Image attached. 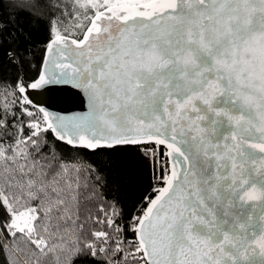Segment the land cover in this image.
Returning a JSON list of instances; mask_svg holds the SVG:
<instances>
[{
	"label": "snow or ice",
	"instance_id": "obj_1",
	"mask_svg": "<svg viewBox=\"0 0 264 264\" xmlns=\"http://www.w3.org/2000/svg\"><path fill=\"white\" fill-rule=\"evenodd\" d=\"M9 4L37 18L42 4L60 7L54 0ZM74 10L90 20L83 39L69 40L50 20L47 45L70 63L54 64L60 72L42 71L32 83H0L5 98L70 83L91 105L87 115L70 119L30 110L27 96L11 110L3 106L0 205L11 215L7 238L48 256L53 245L44 234L51 227L67 264L89 257L96 264H264V0H75ZM6 27L0 20V32ZM49 132L90 150L167 146L171 171L155 177L165 186L144 198L147 207L126 226L134 239L124 238L115 204L100 205L103 218L90 217L111 231L85 236L82 167L64 160ZM20 201L24 210L17 212ZM8 248L0 242V250Z\"/></svg>",
	"mask_w": 264,
	"mask_h": 264
},
{
	"label": "trees",
	"instance_id": "obj_2",
	"mask_svg": "<svg viewBox=\"0 0 264 264\" xmlns=\"http://www.w3.org/2000/svg\"><path fill=\"white\" fill-rule=\"evenodd\" d=\"M70 1L54 0L59 4V9L42 4V15L37 18L24 12L17 13L10 6L9 0H0V20L7 23V27L0 32V83L6 82L11 85L17 79L28 83L35 78L43 56L44 45L52 39L50 20H55V28L60 34L72 35L75 38L81 37L89 20L81 28L80 24L72 25L71 7L73 5ZM9 53H14V56L10 57ZM11 91L12 89H9V93ZM13 101L22 102L23 98L20 94L16 96L9 94L5 98V95L0 92V111L6 103L11 110ZM30 109L35 108L31 106ZM15 110L19 116V103L16 104ZM27 122L28 118L25 117L24 123L27 124ZM9 130L14 131L11 128ZM25 134H28L27 129ZM47 139L50 144L56 145L57 152L65 161L82 167L79 174L78 208L80 221L86 222L85 236L91 230L111 231L103 224H94L90 217L103 218L100 205L103 204L105 209L109 210L110 206L115 204L120 210V217L117 218L116 223L126 228L123 233L124 238L134 239L132 231L126 226L129 225L137 208L145 205L144 198L154 193L152 187L160 170L157 157L163 147L158 146L155 153L141 149L139 145H120L87 150L68 146L56 140L50 132L47 134ZM43 151L47 154L49 150L45 148ZM89 166L94 171L89 172ZM97 177H100L99 182H97ZM76 207V203L73 202V213ZM13 210L17 212L24 210V202L14 204ZM10 219L11 215L7 208L0 205V242L9 245L8 250H0V264H67L66 256L61 255L55 247L59 232H53L50 227L49 232L44 234L49 243L53 245L52 253L48 256L34 254L26 240L20 239L12 244L7 238L4 225L10 223ZM75 264H96V262L89 257L77 259Z\"/></svg>",
	"mask_w": 264,
	"mask_h": 264
},
{
	"label": "water",
	"instance_id": "obj_3",
	"mask_svg": "<svg viewBox=\"0 0 264 264\" xmlns=\"http://www.w3.org/2000/svg\"><path fill=\"white\" fill-rule=\"evenodd\" d=\"M87 26H90V20ZM87 26L85 27V30L83 32L86 31ZM65 36H67L69 40L83 39V35H81L80 38H75L69 35H65ZM48 43L44 45V52H43V56H42V59L39 65L38 73L35 76V78L32 79L28 83L34 82V80L38 78V76L40 75L42 71L48 75H51L53 71L60 72V69L55 68L54 64L70 63V61L66 58L64 54L56 53L54 51L48 52L47 50ZM92 43L95 44L97 43V41L93 40ZM54 48H55V45H54ZM20 95L23 99L25 96H27L28 99L32 102L31 106L37 110L39 108H43L50 114L66 117L69 119L85 116L91 110V105H90L88 94L82 88H77L70 83H53V84L42 86L41 88H38V89L28 88L25 93L20 94ZM62 143L67 144L66 142H62ZM146 144H155V143L150 142ZM68 146H71V145H68ZM157 146L163 147L167 153L170 151L166 145H157ZM71 147H74V146H71ZM74 148H84V147L75 146ZM100 148H109V147H100ZM84 149H87V148H84ZM87 150H90V149H87ZM167 162H168L169 173H170L171 167H172V158L168 155H167ZM164 186H165L164 184L161 185V187H164ZM155 195L156 193L154 192L150 196V198H155ZM144 207H147V201ZM256 249L258 252L259 251L258 246H256Z\"/></svg>",
	"mask_w": 264,
	"mask_h": 264
},
{
	"label": "built area",
	"instance_id": "obj_4",
	"mask_svg": "<svg viewBox=\"0 0 264 264\" xmlns=\"http://www.w3.org/2000/svg\"><path fill=\"white\" fill-rule=\"evenodd\" d=\"M30 110L38 111L37 109H30ZM40 115L42 116V113ZM139 146L141 147V149L148 150L151 153H155L157 151V147H158L155 144H143V145H139ZM157 163H158V166H161V169L159 170V175H161L164 171L169 172V167H168V162H167V152L165 149H163L162 152L157 157ZM162 184L163 183H160L157 180H155L153 187H152V192H154V189L160 188ZM143 207L144 206H140L139 208H137V211L133 214V216L140 215V209ZM132 217L129 221V225L132 223ZM129 229H130V227H129ZM97 231H99V230H97Z\"/></svg>",
	"mask_w": 264,
	"mask_h": 264
},
{
	"label": "rangeland",
	"instance_id": "obj_5",
	"mask_svg": "<svg viewBox=\"0 0 264 264\" xmlns=\"http://www.w3.org/2000/svg\"><path fill=\"white\" fill-rule=\"evenodd\" d=\"M74 3H75V0H71L70 1V4L73 5V7H71L72 9V15H73V21L71 22L72 25L74 24H80V28L86 23V21L88 19H86L84 17V15L82 14V11L81 10H74ZM74 29V28H73ZM69 36H72V35H69ZM160 169H161V166H159Z\"/></svg>",
	"mask_w": 264,
	"mask_h": 264
}]
</instances>
